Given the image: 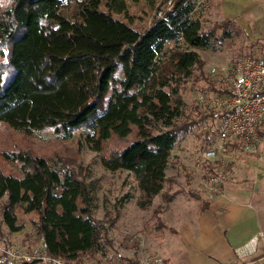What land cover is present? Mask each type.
Returning <instances> with one entry per match:
<instances>
[{
    "label": "trees",
    "instance_id": "1",
    "mask_svg": "<svg viewBox=\"0 0 264 264\" xmlns=\"http://www.w3.org/2000/svg\"><path fill=\"white\" fill-rule=\"evenodd\" d=\"M194 7L195 0H173L169 11L138 30L115 16L126 14V0H12L0 6V122L25 134L53 129L69 136L87 129L86 142L98 152L136 129V140L110 151L104 166L133 174L137 206L150 209L164 193L176 143L211 115L184 111L187 80L197 69L203 74L197 50L218 49L236 28V19L227 18L205 30L190 16ZM204 81L202 94L228 92ZM77 170L55 168L31 150L0 151V211L9 232L23 230L21 210L36 215L33 225L48 255L77 261L108 255L113 220L108 213L94 217V187ZM178 193L165 198L173 201ZM209 203L202 201V209ZM0 264H10L9 258Z\"/></svg>",
    "mask_w": 264,
    "mask_h": 264
},
{
    "label": "rangeland",
    "instance_id": "2",
    "mask_svg": "<svg viewBox=\"0 0 264 264\" xmlns=\"http://www.w3.org/2000/svg\"><path fill=\"white\" fill-rule=\"evenodd\" d=\"M11 1L0 0L1 8L10 6ZM126 1V14L115 16L138 30L148 28L153 19L163 16L165 11L171 9L173 3V0H158L155 5H150L144 0ZM221 7V0H195V7L190 16L193 20H199L206 30L212 27L214 22L224 19ZM180 44L184 46L183 42ZM172 45L170 43L168 46ZM216 46V50H197L204 61L203 74L201 75L200 70H195L194 76L187 80L183 91L186 116L198 118L200 113L211 115L198 123L193 131L183 134L176 143L166 170L164 193L154 199L148 210H141L137 206L140 192L134 175L126 170L111 171L104 166V158L110 151L128 147L136 140V129L126 139L111 138L106 149L98 152L92 150L86 142L87 129L76 130L69 136L57 134L53 129L25 134L18 128L0 122V151L31 150L35 155L48 159L55 168L78 167L77 171L82 173L84 180L94 187V217L102 220L108 213L109 218L113 220L109 236L114 246L110 253L120 256L122 260L135 258L141 246L149 252L153 251L159 237L168 233L163 226L158 228L159 222L172 225L177 213L182 216L184 210L191 215L199 213L202 202L194 200L188 192H195L205 202H215L223 196V189L216 195L206 188V184L210 182L212 168L217 165L224 169L236 170L229 180L231 183L243 185L245 182H256L257 186L251 190L256 196L254 205L258 209L264 229V124L260 129L256 153H247L237 147L220 159L203 157L204 150L213 143L221 115L214 107L201 102V96L205 94L200 90L206 85L204 79L208 78L215 82V88H225L223 81L211 73L213 67L233 64L247 56L264 58V9L255 7L240 13L231 37ZM15 167L16 173L20 174L18 166ZM6 168L12 167L8 165ZM175 192L180 193L173 201H167ZM180 209L182 212L179 213ZM18 219L23 230L10 233L8 227L2 223L0 211V258H9L10 264L37 261V264H52L40 261L45 253L42 238L33 225L37 220L36 215L18 210ZM256 236L238 248L237 264H261L264 254H259V248L263 242L256 240ZM254 248L259 251L249 253L248 249L252 251ZM99 260L100 256L83 258L86 264H94Z\"/></svg>",
    "mask_w": 264,
    "mask_h": 264
},
{
    "label": "crops",
    "instance_id": "3",
    "mask_svg": "<svg viewBox=\"0 0 264 264\" xmlns=\"http://www.w3.org/2000/svg\"><path fill=\"white\" fill-rule=\"evenodd\" d=\"M221 5L224 19H236L252 8L264 9V0H221ZM256 186V182H228L224 195L210 202L207 209L203 210L201 204L198 214L191 215L187 210L182 216L177 213L172 225L164 223L168 233L159 237L153 251L166 257L170 264H237L238 248L264 234L254 205L256 196L251 190ZM194 200L202 202L203 198ZM259 250L256 253L264 254L263 245Z\"/></svg>",
    "mask_w": 264,
    "mask_h": 264
},
{
    "label": "built area",
    "instance_id": "4",
    "mask_svg": "<svg viewBox=\"0 0 264 264\" xmlns=\"http://www.w3.org/2000/svg\"><path fill=\"white\" fill-rule=\"evenodd\" d=\"M211 73L223 81L227 93L222 95H202L201 102L214 107L221 115L211 146L204 150L203 157L220 159L233 148L240 147L247 153H256L260 139V129L264 124V58L247 56L233 64L213 67ZM223 162V160H222ZM236 170L224 169L221 165L212 168L211 178L206 188L213 194L222 190ZM264 246V234L255 237ZM44 248V247H43ZM250 249V248H249ZM249 253H256L257 248ZM41 262L52 264H86L84 261L52 257L44 249ZM28 261L29 258H25ZM94 264H170L162 254L139 247L135 258L122 260L109 253L101 256ZM264 264V259L261 262Z\"/></svg>",
    "mask_w": 264,
    "mask_h": 264
}]
</instances>
